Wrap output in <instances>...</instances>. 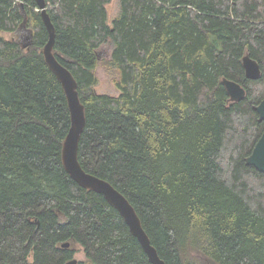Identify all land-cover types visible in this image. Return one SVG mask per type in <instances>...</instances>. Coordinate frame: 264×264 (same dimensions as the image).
<instances>
[{
	"label": "trees",
	"instance_id": "trees-1",
	"mask_svg": "<svg viewBox=\"0 0 264 264\" xmlns=\"http://www.w3.org/2000/svg\"><path fill=\"white\" fill-rule=\"evenodd\" d=\"M112 1L47 0L55 54L86 108L80 162L127 196L166 264H264V173L246 162L264 132V0H120L109 24ZM23 23L27 47L3 35ZM47 40L36 0H0V264H64L75 244L78 264H152L118 210L63 165L71 113ZM100 65L117 95L96 90ZM225 77L243 100L230 101Z\"/></svg>",
	"mask_w": 264,
	"mask_h": 264
},
{
	"label": "water",
	"instance_id": "water-1",
	"mask_svg": "<svg viewBox=\"0 0 264 264\" xmlns=\"http://www.w3.org/2000/svg\"><path fill=\"white\" fill-rule=\"evenodd\" d=\"M36 2L48 31V40L43 47L44 58L65 90L71 113V127L62 148L63 165L72 179L80 186L102 194L109 204L118 210L132 234L138 238L152 264H166V261L159 255L157 248L152 244L136 208L127 196L109 180L88 172L79 160L80 140L87 124L86 108L81 100L78 81L73 72L55 54L56 28L48 10V2L47 0H36ZM21 6L24 8V3ZM32 43L33 39L30 37V41L23 44V46L27 47ZM243 66L247 78L257 80L261 77L262 68L260 63L248 53L243 57ZM222 83L228 91L230 101L238 102L246 97L247 89L240 82L225 77ZM254 109L258 113L260 121H264V99L255 105ZM246 162L264 173V132L255 144L251 154L246 158ZM63 246L69 247L70 242L63 243ZM78 263L79 260L74 257L64 264Z\"/></svg>",
	"mask_w": 264,
	"mask_h": 264
},
{
	"label": "rangeland",
	"instance_id": "rangeland-1",
	"mask_svg": "<svg viewBox=\"0 0 264 264\" xmlns=\"http://www.w3.org/2000/svg\"><path fill=\"white\" fill-rule=\"evenodd\" d=\"M119 6H120V0H113L108 5V23L112 24V21L119 13ZM3 35L8 39H15L21 44H26L30 41V37L32 35V28L28 27L26 23H23L20 28L12 33H3ZM111 48L112 44H105L101 47L99 50L101 59L110 58L111 55ZM97 74L99 76V83L96 86V90L99 93H109L112 95H117L119 93V90L117 89L112 77L106 72L103 65H100L97 70ZM76 252H75V258H77L79 261H86L87 256L84 251V248L79 245H74ZM201 264H204L201 262Z\"/></svg>",
	"mask_w": 264,
	"mask_h": 264
}]
</instances>
